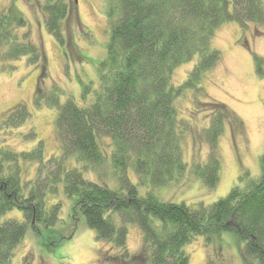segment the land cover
<instances>
[{
  "label": "trees",
  "instance_id": "obj_1",
  "mask_svg": "<svg viewBox=\"0 0 264 264\" xmlns=\"http://www.w3.org/2000/svg\"><path fill=\"white\" fill-rule=\"evenodd\" d=\"M106 5L110 39L107 57L97 65L100 84L94 97L84 105L72 99L60 104L58 97L49 103L59 107V155L45 162L42 140L29 152L0 147V264H12L30 228L43 239H51L42 242L50 250L73 238L78 221L65 233L58 227L62 203L51 200L61 184L97 238L116 248L112 258L117 261L189 264L185 246L195 237L233 232L243 244V256L264 264V153L258 177L198 208L162 201L152 192L140 196L129 177L132 168L138 184L156 188L186 177L189 163L183 140L193 124L182 118L179 103L193 92L199 103L213 110L210 125L203 131L210 147L208 159L194 164V174L209 187L219 183V138L228 118L233 117L226 104L205 95L208 73L222 60L214 39L228 22L254 25L262 34L264 0H107ZM41 7L48 31L64 42L61 23L73 6L68 0H42ZM30 39L24 13L0 6V71L13 69L11 62L24 56L31 65L45 64L42 47ZM255 59L261 73L264 57L255 54ZM194 60L185 81L174 84L175 70ZM84 90L86 97L92 87ZM42 97L40 90L36 100ZM30 116L20 104L9 122L18 127ZM21 159L40 163L28 194L21 180ZM110 169L122 184L115 178L109 180ZM108 180L117 189L110 188ZM14 208L23 211L24 220L3 221ZM129 223L138 224L142 231L141 249L133 255L128 249ZM24 264L34 263L26 258Z\"/></svg>",
  "mask_w": 264,
  "mask_h": 264
},
{
  "label": "rangeland",
  "instance_id": "obj_2",
  "mask_svg": "<svg viewBox=\"0 0 264 264\" xmlns=\"http://www.w3.org/2000/svg\"><path fill=\"white\" fill-rule=\"evenodd\" d=\"M68 1L73 7L61 23L62 42L46 27L42 0H0L1 8L15 7L24 13L28 20L30 40L42 47L46 57L45 64L31 65L28 57L24 56L11 62L13 69L0 71V147L29 152L37 148L42 140L45 162L60 152L56 126L59 107L50 106L49 103L53 97H58L60 104L72 99L78 105H84L94 97L100 84L97 65L107 57L110 39L107 0ZM256 30L251 24L243 27L238 22H228L216 31L214 39L222 60L208 73L205 95L226 104L233 117L232 120L228 118L219 138L222 157L219 183L209 187L195 177L194 164L204 163L208 159L210 147L203 137V131L210 125L213 110L199 103L193 92H188L180 100L179 107L182 118L193 124L183 140L189 172L180 181L156 188L150 184H138L137 175L131 168L129 177L138 186L140 196L152 192L162 201L186 203L198 208L201 204H213L227 196L237 184L246 185L260 175V157L264 153V64L259 73L255 54L264 57V26L261 27L262 34ZM195 62L175 70L174 84L185 81ZM86 86H91L92 92L84 97ZM40 90L43 97L38 102L36 98ZM20 104L26 106L31 116L16 127L9 122V117ZM32 132L36 136H32ZM20 165L21 180L23 185L26 184L24 187L28 194L39 174L40 163L21 159ZM108 175L109 180L115 178L122 184L113 170L110 169ZM109 183L113 186L109 185L110 188L117 189L114 181ZM58 187L59 192L51 197L52 201L62 203V222L58 227L69 233L77 220L75 235L50 250L42 242H50L51 239H43L36 229L30 228L16 249L12 264H24L26 258L34 264H128L112 258L116 248L112 249L111 244L97 238L96 231L76 211L74 200L64 193V186L61 184ZM11 218L23 221V211L14 208L2 219ZM127 227L128 249L133 255L141 249L142 231L136 223H129ZM242 247L235 233L223 232L195 237L185 246V251L190 256L189 264H259L256 259H246Z\"/></svg>",
  "mask_w": 264,
  "mask_h": 264
}]
</instances>
